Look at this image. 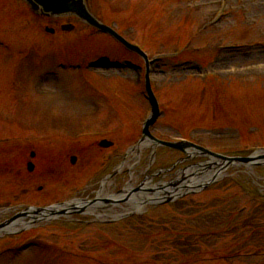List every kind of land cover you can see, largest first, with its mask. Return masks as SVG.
<instances>
[{
	"label": "rangeland",
	"instance_id": "374dc122",
	"mask_svg": "<svg viewBox=\"0 0 264 264\" xmlns=\"http://www.w3.org/2000/svg\"><path fill=\"white\" fill-rule=\"evenodd\" d=\"M86 1L158 57L151 76L163 112L155 136L186 135L226 155L264 147V0ZM68 22L74 29L62 32ZM98 55L126 66L91 67ZM131 63L144 66L107 33L71 17L37 18L22 0H0V210L93 198L104 177L130 159L134 166L107 185L108 193L120 192L184 156L151 145L138 158L132 152L150 103L143 67ZM102 138L114 146L101 149ZM207 158L193 155L177 168ZM200 191L120 221L70 214L0 230V264H264V166H228ZM11 214L1 213L0 222Z\"/></svg>",
	"mask_w": 264,
	"mask_h": 264
},
{
	"label": "water",
	"instance_id": "95a60500",
	"mask_svg": "<svg viewBox=\"0 0 264 264\" xmlns=\"http://www.w3.org/2000/svg\"><path fill=\"white\" fill-rule=\"evenodd\" d=\"M26 1L31 5V7L35 11L41 10L46 14H50V15L74 14V15L78 16L80 19L88 22L89 24H91V25H93V26H95V27H97L103 31L111 33L118 40L122 41L127 47H129L133 50H138L137 48L130 46L112 28L101 23L97 18H95L92 15V13L88 10L87 5H86L84 0H26ZM71 27L72 26H68L67 28L70 29ZM147 88H148V92H149V95H150V98H151V101L153 104V113H152L151 118L145 124L144 130H143V135H144L143 139L148 138V139L153 140L155 142L162 143L166 146L179 148L183 151H187V148H189V147L195 148V149L200 150L202 153L212 154L213 156L221 158V159L227 161L228 163L238 162V163H243L244 165H254V164H259L258 160L264 158V154L263 155H252L249 157H227V156H224L221 154L210 152L203 147H199V146H196V145L188 143V142L170 143V142H163V141L156 139L151 134L149 128L155 122V120L159 114V108H158V104L156 102V99L154 97V94L152 93L151 89L149 88V83H147ZM184 180L185 179L182 178L180 180H176L174 182H171V183H169L168 187L176 188L178 186V184L183 182ZM140 189L141 188H137V190H140ZM159 189L164 190L169 194L164 201H172L175 198L170 192H168L165 189V186H163L162 188H159ZM152 191H155V190H152ZM97 201L98 200L95 199L92 201H88L87 203L91 204V203H94ZM111 201L112 200H110V199H103V202H111ZM30 210H32V213H35V214H39V213L42 214L45 212H48V213H64V212H67V210L56 211V210H51L50 208H31ZM30 214L31 213L27 212V211L21 212L18 215H16L12 220H8V221L0 224V228L8 225L9 223H11L12 221H14L15 219H17L21 216H28Z\"/></svg>",
	"mask_w": 264,
	"mask_h": 264
},
{
	"label": "bare ground",
	"instance_id": "6f19581e",
	"mask_svg": "<svg viewBox=\"0 0 264 264\" xmlns=\"http://www.w3.org/2000/svg\"><path fill=\"white\" fill-rule=\"evenodd\" d=\"M144 144H141L140 146H138L135 151H133L136 154V157H139L140 151L144 148ZM134 165L131 164L130 159L125 160L123 162V164L120 167V170H126V169H130V167L132 168ZM224 174V172L222 171V169L220 168V165L218 166H214L212 168V170H210L208 173H206L205 175H203L199 180H194L191 183H187L189 184V188L191 189V186H194L196 184H198L199 182H203L209 178H211L213 175L215 174ZM132 172H131V176H132ZM133 184L132 182H129L126 189L124 191H122L119 194H109L110 197H112L113 199L115 198H120L123 199L124 197H128V200H126V204L124 206H121V208H119L116 211H112L110 209V207L105 208L103 211L99 212V208L98 207H93L92 210L97 212V215L99 217H107V216H116L118 214H124V213H128V212H134L137 211L141 208H143L145 205L156 202V198L159 197L158 194H150L149 192L146 191H139L136 193H133ZM146 186H151V183L148 181L146 183ZM186 188H180V190L178 192H182V191H186L188 190ZM104 194V193H103ZM108 195V194H107ZM106 196V195H105ZM90 212H92L91 210H89ZM43 217V216H41ZM32 221V219H23L20 220L18 222H16L13 226L7 228V231H12L15 229H19L21 227H29L30 226V222Z\"/></svg>",
	"mask_w": 264,
	"mask_h": 264
}]
</instances>
